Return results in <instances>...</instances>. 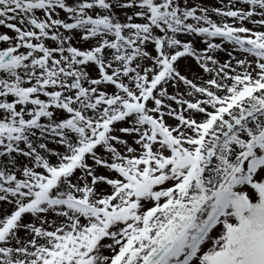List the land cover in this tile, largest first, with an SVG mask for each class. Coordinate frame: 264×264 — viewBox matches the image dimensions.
<instances>
[{
	"label": "snow or ice",
	"instance_id": "obj_1",
	"mask_svg": "<svg viewBox=\"0 0 264 264\" xmlns=\"http://www.w3.org/2000/svg\"><path fill=\"white\" fill-rule=\"evenodd\" d=\"M0 28V264H264V0H0Z\"/></svg>",
	"mask_w": 264,
	"mask_h": 264
},
{
	"label": "rangeland",
	"instance_id": "obj_2",
	"mask_svg": "<svg viewBox=\"0 0 264 264\" xmlns=\"http://www.w3.org/2000/svg\"><path fill=\"white\" fill-rule=\"evenodd\" d=\"M203 2L208 3L210 5H217L219 4V0H203ZM6 29L0 28V31H5ZM195 71V69H194Z\"/></svg>",
	"mask_w": 264,
	"mask_h": 264
}]
</instances>
